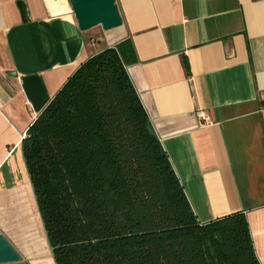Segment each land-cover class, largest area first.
Segmentation results:
<instances>
[{"label": "crops", "instance_id": "obj_1", "mask_svg": "<svg viewBox=\"0 0 264 264\" xmlns=\"http://www.w3.org/2000/svg\"><path fill=\"white\" fill-rule=\"evenodd\" d=\"M115 3L120 27L81 31L68 0H0V234L18 264H55L21 150L38 115L21 79L40 76L51 100L115 48L198 222L243 213L264 264V0Z\"/></svg>", "mask_w": 264, "mask_h": 264}, {"label": "trees", "instance_id": "obj_2", "mask_svg": "<svg viewBox=\"0 0 264 264\" xmlns=\"http://www.w3.org/2000/svg\"><path fill=\"white\" fill-rule=\"evenodd\" d=\"M115 48L81 64L21 150L55 264H258L243 213L198 222Z\"/></svg>", "mask_w": 264, "mask_h": 264}, {"label": "water", "instance_id": "obj_3", "mask_svg": "<svg viewBox=\"0 0 264 264\" xmlns=\"http://www.w3.org/2000/svg\"><path fill=\"white\" fill-rule=\"evenodd\" d=\"M68 3L81 31H87L96 26L109 31L123 24L115 0H68ZM22 9L25 22L26 15ZM21 84L24 96L30 102L32 109L35 113H40L50 102L42 78L38 75L23 77ZM19 259V255L0 234V264L18 262Z\"/></svg>", "mask_w": 264, "mask_h": 264}, {"label": "built area", "instance_id": "obj_4", "mask_svg": "<svg viewBox=\"0 0 264 264\" xmlns=\"http://www.w3.org/2000/svg\"><path fill=\"white\" fill-rule=\"evenodd\" d=\"M197 114H198V116H199L200 118L205 119V116H204V114H203L201 111H198ZM24 136H25V135H24ZM24 136H22V139L24 138Z\"/></svg>", "mask_w": 264, "mask_h": 264}, {"label": "rangeland", "instance_id": "obj_5", "mask_svg": "<svg viewBox=\"0 0 264 264\" xmlns=\"http://www.w3.org/2000/svg\"><path fill=\"white\" fill-rule=\"evenodd\" d=\"M6 264H18V262L6 263Z\"/></svg>", "mask_w": 264, "mask_h": 264}]
</instances>
